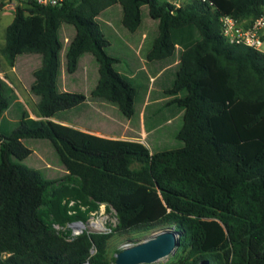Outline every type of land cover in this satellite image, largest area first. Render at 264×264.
<instances>
[{"label":"trees","instance_id":"1","mask_svg":"<svg viewBox=\"0 0 264 264\" xmlns=\"http://www.w3.org/2000/svg\"><path fill=\"white\" fill-rule=\"evenodd\" d=\"M114 4L130 33L142 6L156 21L147 61L170 58L174 45L181 47L174 78L163 89L171 96L163 106L182 110L174 133L179 147L149 152L137 140L48 119L86 98L56 88L60 23L74 28L65 71L90 53L97 77L88 95L114 104L127 119L133 115L136 87L115 71L119 60L106 53L109 42L95 20ZM263 10L264 0H182L176 8L164 0L15 3L0 55L9 67L18 54L40 55L30 85L40 119L22 115L9 132L0 131V264H114L105 256L113 232L157 225L180 232L176 249L185 255L172 264H264V52L226 42L219 22L230 15L247 24ZM6 106L0 78V115ZM22 138L47 140L65 173L47 179L15 162L31 152ZM98 203L114 211L109 233L70 235L69 228L54 227L85 221Z\"/></svg>","mask_w":264,"mask_h":264},{"label":"crops","instance_id":"2","mask_svg":"<svg viewBox=\"0 0 264 264\" xmlns=\"http://www.w3.org/2000/svg\"><path fill=\"white\" fill-rule=\"evenodd\" d=\"M0 6L1 9L12 10L13 15L14 2L0 0ZM112 8H114L115 12H117V18H99L100 16H103L104 12ZM119 12L120 7L117 4H114L102 10L96 16L95 20L98 23H103L104 21L107 23L106 26L108 27V32H104V37L111 39L113 38V35L115 36L116 32L117 34H121L124 37L125 46L123 51H117L116 53L128 60L129 68L131 70L128 73L125 72L127 74L125 77L130 81L138 80V83L136 84H140L144 90L141 100V107L138 111L137 117V121L140 123L137 122V124L133 126L131 117L128 119L124 118L119 113L114 104L100 98L90 97L88 95V92L93 87L97 77L96 64L90 53L84 52L78 57L77 65L73 72L67 73L65 71L64 53L70 39L74 34L73 26L65 23H60L57 28V38L60 43V48L57 55V90L67 91V81L69 79L74 80L75 77L70 78V76L74 74L76 69L79 66H82V64H86V66H94L96 76L95 73H91L89 75L91 78V84L89 85L90 87L85 90L86 98L81 103L69 109L56 112L48 119L96 136L112 139L137 140L146 146V138L150 135L151 128L146 127L145 125V110L148 106L153 104L154 107L152 110H154L153 112H156L161 108L164 102H167L170 99L171 96L163 94V89L168 87L167 85L170 86L174 78V73L178 63V53L181 47L178 44H175L173 55L170 58L147 61L145 54L156 34V21L151 19L153 23L150 22L146 24L145 22L144 26L141 27L140 18L139 26L134 32L130 34V32H128L120 24ZM67 26L70 28L69 34L64 33V27ZM59 31L62 33V37H59ZM136 33L138 34L136 35ZM3 43L4 34L3 42L0 47L3 45ZM109 45L110 44L106 46L105 50L109 48ZM39 65L40 55L38 53H21L16 55L13 65L10 67L5 64L2 56L0 55V78L3 82L4 95L7 99V106L0 115V131L5 133L9 132L11 127L8 126V124L18 123L22 115L29 120L40 119L34 113L35 104L37 103L38 98L36 95L30 92V85L34 80L32 71L39 67ZM170 69H172V76L171 78L166 79ZM5 74L8 75V78L4 77ZM87 77L88 74H86V79ZM58 81L60 87L57 85ZM177 95H180V93ZM71 111L76 113L77 121L71 120V118H69ZM93 111L94 113L92 114ZM174 113L181 116L182 110L174 109ZM12 114H14L13 118L10 117ZM17 116H19V118ZM90 116L93 119L95 117L96 121H93ZM22 139L21 142L23 141ZM149 152H152V150H149ZM64 173L65 170L60 166L59 176L52 179L59 178Z\"/></svg>","mask_w":264,"mask_h":264},{"label":"rangeland","instance_id":"3","mask_svg":"<svg viewBox=\"0 0 264 264\" xmlns=\"http://www.w3.org/2000/svg\"><path fill=\"white\" fill-rule=\"evenodd\" d=\"M12 1L14 2V0ZM140 10H141L140 11L141 27L144 26L145 22L146 24L150 22L153 23V21L149 19L146 15L145 6H142ZM116 13L117 12H115L114 8L110 10L108 9L106 12L103 13V16H100L99 18H117ZM11 18H12V10L0 8V45L3 42L4 28L10 22ZM106 24L107 23L105 21L103 23H100V22L98 23L99 29L101 33L103 34V36H104V32L106 33L108 32V27L106 26ZM69 31H70V28L68 26L64 27L65 34L67 33L69 34ZM263 32H264V29H263ZM137 34L138 33H136V35ZM59 37H62V33L60 31H59ZM105 38L108 40L110 44L109 48L105 50L106 53L109 54L110 56L118 58L119 60L113 65L115 71H117L122 78L126 79L127 81H130L128 78L125 77L127 75L125 72L128 73L131 70L129 68L128 60L126 58H123L122 56H119V54L116 53L117 51L119 52L123 51V48L125 46L123 35L117 34L116 32L115 36L113 35V38L111 39L107 37ZM260 51L264 52V37H263V43L260 47ZM93 67L91 65L86 66V64H82V66H79L76 69L75 73L70 76V78L75 77L74 80L69 79L67 81V84H68L66 88L67 91L78 92V93H82L86 95L85 90L88 87H90L89 85L91 84V78L89 77V75L91 73H95V76H96V72L94 70L95 67L94 68ZM171 73H172V69H170L166 79L171 78L172 76ZM86 74H88L87 79H86ZM137 81L138 80L130 81L131 84H133L136 87V94L133 100L134 113L131 116L133 126H135L138 122L137 121L138 111L141 107V100H142V95L144 92L142 86L140 84H136L138 83ZM57 85L58 87H60L59 81ZM153 107L154 105L152 104L151 106H148L145 110V125L146 127L151 128V133L146 138L147 149L152 150V151H159V150L172 149V148L181 146V142L174 137V133L180 127L181 116L179 114H175L174 109L171 106L163 107L162 105L161 108L156 112H153L154 111L152 110ZM72 112L73 111H71V115L69 116V118H71V120L77 121L76 113L75 112L72 113ZM93 113L94 111L92 112V114ZM13 115L14 114H12V116L10 115V117L13 118ZM17 117L19 118V116ZM167 119H169L170 122L169 121L167 122L166 121ZM92 120L96 121V118L94 117V119L92 118ZM11 124L12 123H9L8 126H10L12 129L13 127H15L17 123L12 124V125ZM22 140H23L22 143L26 147H28L31 150V152L29 153L27 157H25L22 160H16L15 158H13L15 162H19L25 165L26 167H30L32 169H37L44 178L52 179V178L59 176L60 163L57 159L56 153L54 152L53 148L51 147L50 143L47 140L31 139V138H25ZM104 213L106 214L105 224L106 226L110 227V229H112L116 224V218H115L114 211L105 205ZM89 216L90 214H88V217ZM54 227L57 230H64L66 229V227L69 228L67 224H65V226L54 225ZM166 228H169V227L167 225H157L149 229H143V230H138V231H128V232H123V233L113 232L109 236L107 243H106V249H105L106 259L110 261L111 258L114 257V253H116L117 250L123 247L131 246L137 242H140L152 236L153 234L157 233L158 231L162 229H166ZM69 230L71 233L70 228ZM184 255H185V251H183L182 249L175 248L173 252H171L167 256L159 259L158 261H155L149 264H172V263L177 262ZM190 262H191L190 259H187L184 264H190Z\"/></svg>","mask_w":264,"mask_h":264},{"label":"built area","instance_id":"4","mask_svg":"<svg viewBox=\"0 0 264 264\" xmlns=\"http://www.w3.org/2000/svg\"><path fill=\"white\" fill-rule=\"evenodd\" d=\"M61 1L62 0H14V5L16 2L18 4L33 3L37 5L52 6L59 4ZM164 1L170 4L173 8L179 7L182 2V0H164ZM219 22H220L221 35L226 42L243 44L255 50L260 51V47L263 43V37H264V32H263L264 10L258 17L252 19L247 24H244L243 21H238L237 19L231 17L230 15L220 16ZM70 203L71 202H69V204ZM105 205L106 204L104 203H98L96 209L89 213L90 216L86 218L84 222L80 220L78 221L76 220L67 223V225L71 229L70 235H76L80 233L82 230H84L86 233H92V232L109 233L111 229L105 224L106 222L105 221L106 214L104 213ZM80 224H84V225L82 227H79Z\"/></svg>","mask_w":264,"mask_h":264},{"label":"water","instance_id":"5","mask_svg":"<svg viewBox=\"0 0 264 264\" xmlns=\"http://www.w3.org/2000/svg\"><path fill=\"white\" fill-rule=\"evenodd\" d=\"M180 232L172 228L158 231L152 236L114 253V264H149L167 256L178 246ZM205 264V263H199Z\"/></svg>","mask_w":264,"mask_h":264},{"label":"bare ground","instance_id":"6","mask_svg":"<svg viewBox=\"0 0 264 264\" xmlns=\"http://www.w3.org/2000/svg\"><path fill=\"white\" fill-rule=\"evenodd\" d=\"M83 225H84V224H80L79 227H82ZM96 225H97V223H96ZM98 225H99V223H98Z\"/></svg>","mask_w":264,"mask_h":264}]
</instances>
